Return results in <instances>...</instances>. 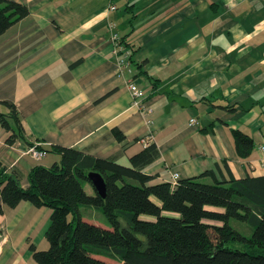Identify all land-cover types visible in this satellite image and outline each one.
<instances>
[{"label":"crops","instance_id":"obj_1","mask_svg":"<svg viewBox=\"0 0 264 264\" xmlns=\"http://www.w3.org/2000/svg\"><path fill=\"white\" fill-rule=\"evenodd\" d=\"M13 1L29 15L0 35V112L8 113L1 102L15 104L24 140L8 143L12 132L0 125V163L21 175L23 188L32 168L60 159L25 154L35 143L129 165L150 133L160 153L144 169L152 184L171 183L175 172L184 179L213 170L225 181L264 176V0H115L113 11L108 0ZM110 21L133 53L123 77ZM130 78L148 94L151 126L132 107ZM232 129L254 140L247 159L237 155ZM84 188L95 194L90 182ZM0 205V264H36L29 245L49 247L51 209L28 201L11 209L1 198ZM88 209L85 221L109 228Z\"/></svg>","mask_w":264,"mask_h":264},{"label":"trees","instance_id":"obj_2","mask_svg":"<svg viewBox=\"0 0 264 264\" xmlns=\"http://www.w3.org/2000/svg\"><path fill=\"white\" fill-rule=\"evenodd\" d=\"M28 15L27 6L0 0V35ZM132 56L131 52V62ZM1 104L8 113L0 112V125L12 132L8 143L24 140L17 107L10 101ZM115 136L125 139L118 130ZM232 136L237 155L250 157L254 140L238 129H232ZM40 148L60 159L49 168H32L27 188L22 187L18 172L9 173L0 163L3 205L15 209L28 201L51 209L45 234L49 247L39 250L29 245L36 264H116L97 256L123 264H264V176L225 181L210 170L199 177H180L175 186L152 184L153 177L144 169L160 156L155 142L132 155L129 165L76 148ZM91 172L104 178V198L96 191L86 192L84 184ZM204 176L212 181H202ZM82 207L100 210L110 227L85 221ZM231 220L251 225L252 235L233 228Z\"/></svg>","mask_w":264,"mask_h":264},{"label":"built area","instance_id":"obj_3","mask_svg":"<svg viewBox=\"0 0 264 264\" xmlns=\"http://www.w3.org/2000/svg\"><path fill=\"white\" fill-rule=\"evenodd\" d=\"M117 7L115 5V0H108L107 11H113ZM109 32H110V41L113 45V54L116 58V75L118 77H123L127 71H130L131 65V50L126 46V43L122 40V37L116 31V24L113 21L108 23ZM126 86L132 96V107L138 109L145 116V122L148 126L152 125L151 116L153 114L152 108L147 104L148 94L140 87L136 81L132 78L126 81ZM196 121L191 120V124ZM140 142L144 146H149L150 144L155 142L154 135L152 133L147 136L141 138ZM41 144L35 143L32 146H29L25 151V154L30 155L35 160L43 159L47 152L40 148ZM260 150L264 152V146L260 147ZM261 166L264 169V158L261 161ZM180 178V174L178 172L173 173L172 175V184L175 186Z\"/></svg>","mask_w":264,"mask_h":264},{"label":"rangeland","instance_id":"obj_4","mask_svg":"<svg viewBox=\"0 0 264 264\" xmlns=\"http://www.w3.org/2000/svg\"><path fill=\"white\" fill-rule=\"evenodd\" d=\"M50 158H51L50 156L45 157V160H49ZM202 181H204L206 183H210L211 182V181H205V180H202ZM88 208H92V207H82V209H81L84 219H87V215L86 214L90 210ZM93 210H96L98 212V213H96L97 216H101L103 218V220L105 221L106 225H108L110 227L106 217L102 214V212L100 210H97V209H93ZM96 211H94V212H96ZM230 224H231V226L233 228H235L236 230H238L239 232L243 233L246 236H251L252 233H253V228L248 223L241 222V221H238V220H231Z\"/></svg>","mask_w":264,"mask_h":264},{"label":"water","instance_id":"obj_5","mask_svg":"<svg viewBox=\"0 0 264 264\" xmlns=\"http://www.w3.org/2000/svg\"><path fill=\"white\" fill-rule=\"evenodd\" d=\"M87 177L97 194L104 198L106 195V185L102 175L97 172H91Z\"/></svg>","mask_w":264,"mask_h":264}]
</instances>
